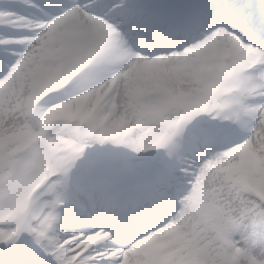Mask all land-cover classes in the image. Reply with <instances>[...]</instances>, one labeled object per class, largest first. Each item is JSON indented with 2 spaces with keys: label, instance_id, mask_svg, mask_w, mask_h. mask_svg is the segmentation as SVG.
<instances>
[{
  "label": "snow or ice",
  "instance_id": "snow-or-ice-1",
  "mask_svg": "<svg viewBox=\"0 0 264 264\" xmlns=\"http://www.w3.org/2000/svg\"><path fill=\"white\" fill-rule=\"evenodd\" d=\"M0 264H264V0H0Z\"/></svg>",
  "mask_w": 264,
  "mask_h": 264
}]
</instances>
